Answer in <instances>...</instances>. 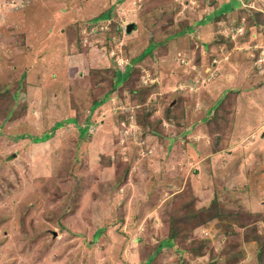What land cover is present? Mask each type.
Instances as JSON below:
<instances>
[{
    "label": "rangeland",
    "instance_id": "374dc122",
    "mask_svg": "<svg viewBox=\"0 0 264 264\" xmlns=\"http://www.w3.org/2000/svg\"><path fill=\"white\" fill-rule=\"evenodd\" d=\"M231 1L0 0V264L264 263V0Z\"/></svg>",
    "mask_w": 264,
    "mask_h": 264
},
{
    "label": "trees",
    "instance_id": "16d2710c",
    "mask_svg": "<svg viewBox=\"0 0 264 264\" xmlns=\"http://www.w3.org/2000/svg\"><path fill=\"white\" fill-rule=\"evenodd\" d=\"M213 1H218V0H213ZM240 1L241 0H232L231 2H224V3H222L223 5L221 4L216 10H214L215 13L213 15H211L210 18L213 19V20H215V21L219 20L220 19V16L223 14V12L228 11V10H231V9H234L237 6V4L240 3ZM240 4H242V3H240ZM245 7H247V6H245ZM249 8H252V7H249ZM244 9L245 8H243V10ZM108 11H110V10H108ZM109 15H110V13H108V16ZM103 16H104V14L102 15V17ZM206 17H208V16H205V19L204 20L207 19ZM254 17H255L254 22H253L254 24H256V25H259V24L260 25H264V20L258 18L259 17V11L258 10H257L256 15ZM200 21L202 22V19ZM194 28H195V25H193V24H190L188 22H182V23L180 22V25H179V29L180 30H179V32H181V33H183V32H191ZM149 49L151 51L152 46ZM131 74H132V69L131 68H128L126 71H122V70L116 69L114 71L113 87L116 88L118 84H121V83L125 82V80H127L128 78L131 77ZM108 94L104 95V97H107ZM104 97L101 98V99H96L94 101L93 109L96 106L100 105L104 101V99H105ZM10 111H11V109L9 110V112ZM87 120H89V119H87ZM70 121L71 122H76L77 119L76 118H71ZM65 122H67V120L57 122L56 125L51 128L50 132L44 133L42 136H35V137L32 136V139L33 140H47V139H49L50 137H52L54 135L55 130L57 128H59L60 126H63L65 124ZM89 122L90 121H87L86 122V125H84V126H82L80 128L81 129V131H80V134L81 135L87 133V131L89 129V124H90ZM187 203H189V205H191L190 202H187ZM187 203H186V205H187ZM100 232L101 231H99V233ZM178 232H179V226L177 224H175V222H173L172 226H169V229H168V233H167L168 234V238H164V239H162L159 242V244L157 246V250L162 249L165 246H173V245H175V243H174L173 240L176 237V234H178ZM261 254H263V251L260 252V253L258 252V256L259 257H260ZM154 256H155L154 254L148 256L147 259H146L147 261L144 262L143 264H149L152 261V259H153ZM262 264H264V263H262Z\"/></svg>",
    "mask_w": 264,
    "mask_h": 264
},
{
    "label": "water",
    "instance_id": "95a60500",
    "mask_svg": "<svg viewBox=\"0 0 264 264\" xmlns=\"http://www.w3.org/2000/svg\"><path fill=\"white\" fill-rule=\"evenodd\" d=\"M134 25H135L134 22L129 23L127 26V30L131 31V29L134 27Z\"/></svg>",
    "mask_w": 264,
    "mask_h": 264
},
{
    "label": "built area",
    "instance_id": "2783aa9c",
    "mask_svg": "<svg viewBox=\"0 0 264 264\" xmlns=\"http://www.w3.org/2000/svg\"><path fill=\"white\" fill-rule=\"evenodd\" d=\"M240 29L242 30L243 28H240ZM206 233H208L207 230H206Z\"/></svg>",
    "mask_w": 264,
    "mask_h": 264
},
{
    "label": "crops",
    "instance_id": "0c3cea01",
    "mask_svg": "<svg viewBox=\"0 0 264 264\" xmlns=\"http://www.w3.org/2000/svg\"><path fill=\"white\" fill-rule=\"evenodd\" d=\"M219 153V152H218ZM218 153H216V154H218Z\"/></svg>",
    "mask_w": 264,
    "mask_h": 264
}]
</instances>
